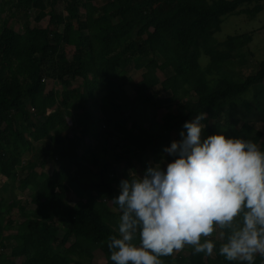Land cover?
I'll return each instance as SVG.
<instances>
[{
    "label": "trees",
    "instance_id": "1",
    "mask_svg": "<svg viewBox=\"0 0 264 264\" xmlns=\"http://www.w3.org/2000/svg\"><path fill=\"white\" fill-rule=\"evenodd\" d=\"M263 8L264 0H0V185L6 177L25 194L7 202L0 193V264H95L96 251L112 264L120 182L155 164L166 170L175 157L164 149L201 113L205 138L223 134L264 151V58L240 82L226 72L214 86L197 81L211 76L213 64L203 68L200 58L218 46L225 16ZM239 39L251 35L227 40ZM45 81L60 89L47 95ZM248 91L240 121L226 104ZM208 239L211 256L186 246L160 259L247 264L219 254L218 233Z\"/></svg>",
    "mask_w": 264,
    "mask_h": 264
},
{
    "label": "clouds",
    "instance_id": "2",
    "mask_svg": "<svg viewBox=\"0 0 264 264\" xmlns=\"http://www.w3.org/2000/svg\"><path fill=\"white\" fill-rule=\"evenodd\" d=\"M201 113L164 149L175 157L164 170L149 166L120 182L112 199L121 213L108 238L112 264H163L190 246L211 256L214 234L227 261L255 264L264 257V151L252 141L203 136ZM139 238V245L134 241Z\"/></svg>",
    "mask_w": 264,
    "mask_h": 264
},
{
    "label": "rangeland",
    "instance_id": "3",
    "mask_svg": "<svg viewBox=\"0 0 264 264\" xmlns=\"http://www.w3.org/2000/svg\"><path fill=\"white\" fill-rule=\"evenodd\" d=\"M16 5H11V8H15ZM7 14L10 13L8 7L5 6ZM31 23L33 18L30 19ZM46 20L43 21L45 23ZM24 19L19 15L14 20V28L17 32L22 31ZM251 35L250 41L235 40L234 42L228 41L229 36H239V35ZM215 40L218 42V46L215 47L208 55H203L200 58V64L205 68L209 63L213 64V69L211 70V76L206 73L198 77L197 81L204 83L205 81L210 82L211 86L217 84L219 75L222 73L226 74L224 77L228 82H240L244 80L247 76L256 73L258 68V63L264 58V8L263 10L252 16L247 17L245 15H228L225 16L220 30L214 34ZM73 53V48L68 47L65 50V56L70 57ZM216 68H214V64ZM127 75L131 77L135 82L139 81L141 78V72L135 71L132 68L127 70ZM60 89L59 84L51 81H45V92L50 95L57 92ZM125 89L129 96L134 97V92L129 85H125ZM252 100V93L248 91L244 95L237 97L234 100L227 102V108H230L236 117L243 120V117L247 116L244 111L246 102ZM94 112L97 108H93ZM75 115V113H73ZM160 114H158V119L160 120ZM47 169V168H46ZM49 169V168H48ZM48 172V171H46ZM142 176V174H138ZM135 177V175H133ZM6 177L2 178V184L0 185V193L7 200L11 202L12 200L25 198V194L21 193L16 187L13 188L14 184L8 180ZM57 205L61 206V203L56 202ZM6 235H10L9 232ZM80 241V238H77ZM95 264H105L103 254L99 251L94 253Z\"/></svg>",
    "mask_w": 264,
    "mask_h": 264
}]
</instances>
